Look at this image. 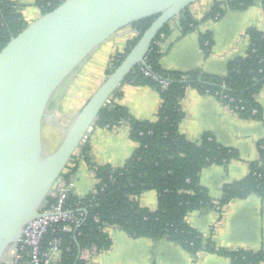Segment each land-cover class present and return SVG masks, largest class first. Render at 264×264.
<instances>
[{
  "label": "trees",
  "instance_id": "16d2710c",
  "mask_svg": "<svg viewBox=\"0 0 264 264\" xmlns=\"http://www.w3.org/2000/svg\"><path fill=\"white\" fill-rule=\"evenodd\" d=\"M63 1L35 0V5L46 14ZM221 3L214 2L206 17H220L223 13ZM226 3L238 10L259 5L264 12V0H226ZM15 6L9 0H0V51L27 27L21 14L15 11ZM189 8L177 14L159 32L147 55L146 67L137 66L124 81L147 86L160 93L162 103L156 121L133 120L128 111L117 103L121 94L116 90L111 96L113 106L103 108L94 123L93 127L111 129L127 122L129 137L137 147L122 168L96 167V178L101 181L95 186L98 190L96 195L91 194L84 199H77L73 194L68 196L67 208L76 213L81 212L83 218L76 231L58 235L62 238L60 264H85L78 256L79 251L109 249L111 241L104 232L106 226L117 227L133 238L167 239L193 256L206 251L229 257L231 264H264L263 251L230 252L217 248L211 240L204 239L186 223L189 214L204 208H215L200 185L203 169L212 164L225 165L237 154L219 145L209 134L193 143L178 132L183 119L180 102L187 88H195L216 97L242 120L261 118L255 96L264 88V33L254 29L247 31V51L244 57L229 62L225 76H212L200 71H166L160 66L159 58L162 54L161 45L170 34L172 23L177 22L181 35L197 26ZM156 17L130 25L137 36L128 42L123 53H116L112 57L111 66L106 70L107 76L119 66ZM200 45L208 54L212 46L208 34L200 37ZM144 71L156 77L157 81L146 77ZM164 81L169 82V86L162 90L161 83ZM88 144L86 142L79 150L78 157L84 160L88 159ZM258 151L259 161L250 165L249 174L225 186L218 203L220 207L252 194L264 197V141L258 144ZM74 157L75 154L72 160ZM65 171L61 178L69 180L70 174ZM110 175H113V182L109 181ZM147 190L158 194L157 209L153 212L137 203V198ZM52 202L54 200L49 197L46 205ZM51 238L50 234L44 237V247Z\"/></svg>",
  "mask_w": 264,
  "mask_h": 264
},
{
  "label": "crops",
  "instance_id": "0c3cea01",
  "mask_svg": "<svg viewBox=\"0 0 264 264\" xmlns=\"http://www.w3.org/2000/svg\"><path fill=\"white\" fill-rule=\"evenodd\" d=\"M9 1L19 7L26 26L43 15L36 7L35 0ZM214 2H222L220 6L223 8L226 0H200L190 6V13L197 26L189 33L181 35L177 22L172 23L171 32L161 45L159 64L164 70L182 73L200 71L212 76H225L229 62L244 57L247 51V31L254 29L264 33V12L259 5L241 10L229 6L228 10L223 9L220 17H206ZM207 34L212 40L208 54L200 45V37ZM136 36L137 32L127 26L102 43L72 77L66 89L56 96L55 102L53 100V108L47 113L53 118L44 125L56 124V118L63 117L60 125L55 127L60 130L62 139L84 101L106 79L108 60L116 53H123L128 42ZM104 46L108 47L111 54L105 60L104 67L99 69L96 86L89 92L88 97L78 98L72 82L87 67V63L100 47ZM117 91L121 94L117 103L128 111L133 120L156 121L162 100L155 89L124 82ZM255 98L261 110L259 120H242L216 97L195 88H187L180 102L183 119L178 132L182 136L195 143L203 135L209 134L219 145L237 154L236 158L225 165L212 164L203 169L200 185L206 190L215 208H204L186 217V223L204 239L211 240L217 248L230 252H264V197L252 194L245 199L232 200L223 207L218 205L225 186L245 178L250 172V165L259 161L258 144L264 141V88ZM87 143L88 159L75 156L65 171L70 174L69 180L74 184L73 196L77 199H84L96 189L91 164L95 168H122L137 147L129 137L128 124L111 129L94 127ZM262 164L264 166V162ZM157 202L158 194L152 190L142 192L137 198L140 207L152 212L157 209ZM104 232L111 241L109 249L80 251L79 258L85 264H231L229 257L216 253L200 251L193 256L167 239L133 238L117 227L110 226Z\"/></svg>",
  "mask_w": 264,
  "mask_h": 264
},
{
  "label": "water",
  "instance_id": "95a60500",
  "mask_svg": "<svg viewBox=\"0 0 264 264\" xmlns=\"http://www.w3.org/2000/svg\"><path fill=\"white\" fill-rule=\"evenodd\" d=\"M200 0H65L0 51V264L25 227L41 217L62 173L105 101L146 58L159 32ZM157 16L119 66L71 121L55 151L45 154L48 108L89 56L119 30ZM80 256V251L78 253Z\"/></svg>",
  "mask_w": 264,
  "mask_h": 264
},
{
  "label": "built area",
  "instance_id": "2783aa9c",
  "mask_svg": "<svg viewBox=\"0 0 264 264\" xmlns=\"http://www.w3.org/2000/svg\"><path fill=\"white\" fill-rule=\"evenodd\" d=\"M16 12L20 13L19 7L16 5ZM218 15L215 16L217 18ZM146 77H151L157 81L148 71H144ZM162 90L169 86V82H162ZM111 97L108 98L103 108L112 107ZM232 111V110H231ZM233 112V111H232ZM123 124H128L124 122ZM108 128V127H106ZM91 126L83 139L80 146L75 152V156L79 155L80 148L88 141V137L93 131ZM96 168H91L92 175L95 177L96 185L100 184V180L95 175ZM114 172V170H113ZM109 181L113 182V175L109 176ZM74 184L72 180H64L60 178L53 189L50 197L54 202L49 203L41 208V217L31 221L24 229L19 243L11 250L10 254L2 264H60L62 238L59 234H71L79 227L83 214L76 213L67 208V198L73 194ZM95 189L93 195L97 194ZM109 226H106V228ZM105 228V229H106ZM50 234L52 238L44 247V237ZM95 252V249H92Z\"/></svg>",
  "mask_w": 264,
  "mask_h": 264
},
{
  "label": "rangeland",
  "instance_id": "374dc122",
  "mask_svg": "<svg viewBox=\"0 0 264 264\" xmlns=\"http://www.w3.org/2000/svg\"><path fill=\"white\" fill-rule=\"evenodd\" d=\"M222 7L224 10H228L230 8L227 3L223 4ZM110 54L111 53L109 52L108 47H105V46L100 47L99 51L97 53H95L94 57H92L90 59V61L87 63V67L72 82V87L75 90V94H78V96H77L78 98H85V96L88 97L89 92L92 90V88L94 86H96L95 85L96 80L98 79V77L100 75L99 69L100 68L102 69L104 67V65H105L104 63H106L105 60L107 61ZM111 62H112V58H110L108 60L107 69L111 66ZM66 87H67V85H66ZM66 87H65V89H66ZM98 88H99V86L95 90H93V92L91 91L92 92L91 95ZM90 96L88 98L86 97L87 99L84 101V105L89 100ZM55 100H54V102H55ZM53 103H51V105L49 106L48 112L50 110H52L53 105H54ZM82 107L80 108V110L82 109ZM62 119H63V117L58 116L56 118V124L53 123V124L49 125L47 123L44 125L42 142H43L44 152L47 155L53 153L61 141V139H60L61 132H60V130L56 129L55 127H57V125L58 126L60 125ZM50 126L52 127V129H49Z\"/></svg>",
  "mask_w": 264,
  "mask_h": 264
}]
</instances>
